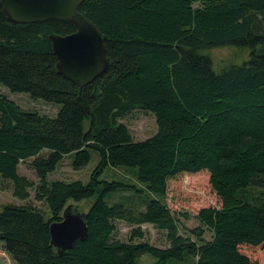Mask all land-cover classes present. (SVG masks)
Returning a JSON list of instances; mask_svg holds the SVG:
<instances>
[{"label": "trees", "instance_id": "16d2710c", "mask_svg": "<svg viewBox=\"0 0 264 264\" xmlns=\"http://www.w3.org/2000/svg\"><path fill=\"white\" fill-rule=\"evenodd\" d=\"M79 11L109 58L81 89L57 71L48 39L75 26L14 23L0 2V84L58 105L54 115L24 110L0 91V179L24 201L0 209V264H139L143 254L156 264H262L248 251L264 253V0H84ZM220 46L249 56L216 72L203 51ZM134 110L154 116L153 135L133 139L121 119ZM92 150L86 183L47 179L64 156L80 169ZM108 168L134 182L103 178ZM201 170L221 203L187 228L188 215L166 204L168 180ZM31 189L46 211L28 200ZM84 200L87 237L59 254L49 225ZM118 221L130 227L126 240ZM143 224L164 232L166 245L146 241Z\"/></svg>", "mask_w": 264, "mask_h": 264}, {"label": "rangeland", "instance_id": "374dc122", "mask_svg": "<svg viewBox=\"0 0 264 264\" xmlns=\"http://www.w3.org/2000/svg\"><path fill=\"white\" fill-rule=\"evenodd\" d=\"M204 54L210 56L212 60L213 70L218 72L229 64H241L249 56L248 49H240L234 46H220L203 51ZM0 91L8 98L12 99L22 109L37 110L47 115H54L58 105L46 103L41 99H31L27 93L11 92L8 88L0 84ZM127 125L134 140H143L157 131V125L154 116L143 110H134L129 115L121 119ZM73 155H66L56 165V168L48 173V180H81L86 183L89 180L90 172L94 168L98 160L97 153L91 151L90 161L80 169L72 167ZM19 172L34 183L37 178L34 172L28 168L27 164L21 163L19 165ZM103 178H114L127 182H134V177L129 170L122 168H108L103 174ZM30 197L28 200L46 211L43 204L33 199V189L29 190ZM24 201L14 197L10 184L7 181L0 179V209L3 205L8 203H23ZM220 199L214 192L209 181V173L206 170H201L196 173H181L168 180V189L166 195V204L169 209L177 214L182 212L188 215V218L181 219L183 226L187 228L194 227L198 224L195 219L196 213L203 207H219ZM90 204V200H84L79 203L70 201L67 205H73L75 213L85 212ZM66 205V206H67ZM78 205V206H77ZM142 229L145 232L144 239L150 244L156 246L166 245L164 232L152 227L149 224H143ZM130 227L122 222H117V237L122 240L127 239V233ZM184 233V229L181 228ZM207 236V235H206ZM254 258H259L260 262L264 264V253L260 249L248 251ZM139 264H156L155 259L149 254H143L139 258Z\"/></svg>", "mask_w": 264, "mask_h": 264}, {"label": "water", "instance_id": "95a60500", "mask_svg": "<svg viewBox=\"0 0 264 264\" xmlns=\"http://www.w3.org/2000/svg\"><path fill=\"white\" fill-rule=\"evenodd\" d=\"M84 0H0L7 18L18 24L48 19L72 23L70 34L50 33L48 39L56 55L57 71L81 89L102 76L108 66L104 39L99 29L79 11ZM67 205L59 221L49 225L50 243L60 254L75 240H85V212L75 213Z\"/></svg>", "mask_w": 264, "mask_h": 264}, {"label": "bare ground", "instance_id": "6f19581e", "mask_svg": "<svg viewBox=\"0 0 264 264\" xmlns=\"http://www.w3.org/2000/svg\"><path fill=\"white\" fill-rule=\"evenodd\" d=\"M109 59V58H108ZM102 77V76H101ZM78 206V205H77Z\"/></svg>", "mask_w": 264, "mask_h": 264}]
</instances>
